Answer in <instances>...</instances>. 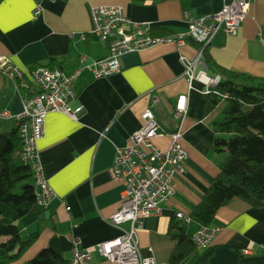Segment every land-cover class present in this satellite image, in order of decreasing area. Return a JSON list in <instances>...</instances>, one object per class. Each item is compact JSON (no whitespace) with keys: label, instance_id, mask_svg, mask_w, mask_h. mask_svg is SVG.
Returning a JSON list of instances; mask_svg holds the SVG:
<instances>
[{"label":"crops","instance_id":"1","mask_svg":"<svg viewBox=\"0 0 264 264\" xmlns=\"http://www.w3.org/2000/svg\"><path fill=\"white\" fill-rule=\"evenodd\" d=\"M232 0H0V56L28 73L33 67H60L67 75L109 57L106 44L91 31V10L97 6H121L132 21L154 25L157 37L185 33V12L202 18L222 10ZM39 7L40 13L34 14ZM166 33V34H165ZM264 0H250L246 19L236 34L216 33L204 50L209 76H222L216 66L264 78ZM200 45L188 41L161 42L149 49L128 53L121 59L124 69L105 78H95L84 69L75 83L73 108L83 107L77 119L53 112L47 116L45 136L38 154L45 177L56 191L48 217L37 209L19 220L20 231L0 236L15 253L20 244L37 235L21 257L10 264H27L45 248L72 255V243L80 238L89 248L122 235L129 223L112 225L109 219L122 205L124 184L109 170L119 147L130 144L131 134L143 125L142 114L152 105L157 122L172 133V114L180 95H187V112L181 123V139L189 152L186 173L176 174L173 204L159 215L143 221L139 230L141 252L168 263L178 243L169 233L175 212L191 217L220 173L229 149L216 144L220 126L228 116V101L222 99L212 111L206 95L213 89L202 82L189 83L182 59L194 61ZM55 63L50 66L51 63ZM215 64V66H213ZM198 68V67H197ZM23 94L17 81L0 73V112L9 115L0 124V165L9 137L16 131V117L23 109ZM158 138L161 149L170 146ZM23 164L21 147L13 155ZM5 205L0 202V218ZM186 233L192 237L201 227L191 219ZM217 229L212 243L190 264H203L202 254L212 250L208 264H264V200H233L221 207L210 225ZM251 249L244 255L243 250ZM152 249V253L149 251ZM91 264H113L94 254Z\"/></svg>","mask_w":264,"mask_h":264},{"label":"built area","instance_id":"2","mask_svg":"<svg viewBox=\"0 0 264 264\" xmlns=\"http://www.w3.org/2000/svg\"><path fill=\"white\" fill-rule=\"evenodd\" d=\"M249 8L250 0H232L218 13L202 18L193 17L186 11L188 30L185 33L157 37L154 35V25L132 21L121 6L94 7L91 10V33L98 41L106 44L110 55L106 59L87 64L70 75L58 66H39L25 73L13 65L8 57L0 56V73L16 80L19 89L24 92L23 109L16 117V130L22 140V162L30 166L33 173L38 209L47 211L57 198L56 191L45 177L38 154V143L45 136L47 116L50 113L58 112L74 119L82 113L83 107L73 108L71 103L77 98L75 83L84 69L97 79L109 77L123 71L121 59L128 53L143 51L161 42L174 41L183 45L191 40L201 48L194 61L182 59L189 83L194 80L202 82L213 89L210 93L219 94L217 88L222 78L207 74L204 50L218 31L236 34L246 19ZM39 13L40 8L37 7L34 14ZM223 99H227V96L224 95ZM187 100L185 94L178 97L172 114L177 124L175 131L169 133L156 120L152 108L158 99L153 98L152 105L142 114V127L131 134L130 144L117 148L109 174L124 184V191L121 208L109 222L115 226L129 223L130 229L118 237L89 248H83L80 238L74 239L70 264H91L94 254H99L113 264H168L158 262L153 254L148 257L142 255L138 232L145 219L159 215L171 207L176 194L174 177L176 174L186 173L189 152L181 139V123L187 112ZM8 115L7 110L0 112V124ZM161 137L171 141L168 148L161 149L157 146L156 140ZM175 217L184 225L191 222V217L182 212H175ZM216 232L215 228L201 226L191 239L198 249H206ZM149 251L152 253V249ZM242 252L247 255L251 253V249L246 248Z\"/></svg>","mask_w":264,"mask_h":264},{"label":"trees","instance_id":"3","mask_svg":"<svg viewBox=\"0 0 264 264\" xmlns=\"http://www.w3.org/2000/svg\"><path fill=\"white\" fill-rule=\"evenodd\" d=\"M145 1V0H137ZM160 34L155 31L154 35ZM166 34V33H165ZM55 63H51L53 66ZM215 66V64L213 65ZM35 68V67H33ZM216 71L222 76L216 93L206 95V109L212 111L223 96H227L228 116L220 126L216 144L229 149V154L220 164V173L206 192L203 200L191 212V219L200 226H209L218 210L233 200H264V78L243 73H234L220 66ZM22 145L16 130L9 137L8 145L1 156L0 202L5 210L0 218V236L19 233V220L38 209L33 173L28 165L14 163L13 155ZM177 219V218H176ZM177 219L170 224L169 233L178 241L169 264H187L199 250ZM36 234L20 244L11 253L8 244H0V264L18 260L36 238ZM212 250L202 254L203 264H208ZM71 258L43 249L27 264H70Z\"/></svg>","mask_w":264,"mask_h":264},{"label":"water","instance_id":"4","mask_svg":"<svg viewBox=\"0 0 264 264\" xmlns=\"http://www.w3.org/2000/svg\"><path fill=\"white\" fill-rule=\"evenodd\" d=\"M49 214H50V212H49L48 210L45 211V213H44L45 217H48ZM196 256H197V254L193 255V256L188 260L187 264H190V263L196 258Z\"/></svg>","mask_w":264,"mask_h":264}]
</instances>
